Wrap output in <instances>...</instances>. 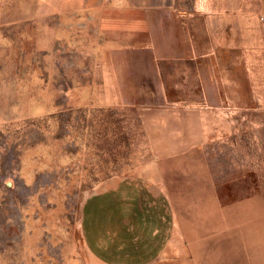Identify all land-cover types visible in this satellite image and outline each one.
Returning <instances> with one entry per match:
<instances>
[{"label":"rangeland","instance_id":"1","mask_svg":"<svg viewBox=\"0 0 264 264\" xmlns=\"http://www.w3.org/2000/svg\"><path fill=\"white\" fill-rule=\"evenodd\" d=\"M138 1L0 0V264H101L85 201L137 176L165 199L151 264H264V0L162 1L211 21L167 100L127 41Z\"/></svg>","mask_w":264,"mask_h":264},{"label":"crops","instance_id":"2","mask_svg":"<svg viewBox=\"0 0 264 264\" xmlns=\"http://www.w3.org/2000/svg\"><path fill=\"white\" fill-rule=\"evenodd\" d=\"M162 1L144 3L142 0L126 7L129 15L125 23L127 41L135 49H143L136 52L145 62L141 68L144 72L148 70L144 76L149 83H143V93L156 91L167 100V63L174 62L171 66L175 68L182 67L184 61L198 63L202 58L197 55L199 31H195L196 25L200 23L201 27L207 28L211 21L208 16L199 15L196 16L198 20H187L183 14L190 12L174 11ZM179 87L176 86L175 93L182 91V84ZM138 89L132 88L131 92L141 91ZM152 188L143 176L130 177L114 182L86 199L84 241L97 262L151 264L167 252L165 199L152 192Z\"/></svg>","mask_w":264,"mask_h":264}]
</instances>
